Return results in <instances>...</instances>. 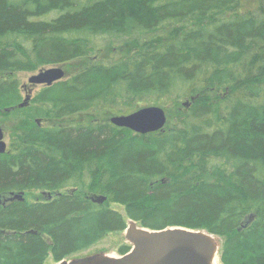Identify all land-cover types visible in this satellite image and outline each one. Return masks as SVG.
<instances>
[{
    "label": "trees",
    "instance_id": "16d2710c",
    "mask_svg": "<svg viewBox=\"0 0 264 264\" xmlns=\"http://www.w3.org/2000/svg\"><path fill=\"white\" fill-rule=\"evenodd\" d=\"M82 58L19 107L17 73ZM151 101L172 105L164 131L68 121ZM0 113L34 123L0 154V264L61 262L129 220L264 264V0H0ZM26 192L53 197L4 202Z\"/></svg>",
    "mask_w": 264,
    "mask_h": 264
},
{
    "label": "water",
    "instance_id": "95a60500",
    "mask_svg": "<svg viewBox=\"0 0 264 264\" xmlns=\"http://www.w3.org/2000/svg\"><path fill=\"white\" fill-rule=\"evenodd\" d=\"M62 67L42 69L28 80V95L19 106L26 107L31 100L35 86L51 87L66 78ZM188 104L186 103L185 106ZM110 122L118 127L128 129L136 134L147 135L164 131L168 123L165 110L153 106L142 108L129 115L114 116ZM40 125L41 121H37ZM8 145L0 125V154L7 152ZM56 195H61L57 193ZM51 199V193H43ZM25 201V193L11 194L4 202ZM92 201L103 205L108 199L104 196L93 197ZM131 244V250L120 257L97 255L93 257L66 261L60 264H215L220 260V244L217 238L206 231H195L182 227L164 230H150L139 227L136 221L130 220L125 233Z\"/></svg>",
    "mask_w": 264,
    "mask_h": 264
},
{
    "label": "rangeland",
    "instance_id": "374dc122",
    "mask_svg": "<svg viewBox=\"0 0 264 264\" xmlns=\"http://www.w3.org/2000/svg\"><path fill=\"white\" fill-rule=\"evenodd\" d=\"M103 58L106 59L107 57L105 54L100 53V54H98L96 59L97 60H103ZM87 62H88V59L82 58V59H77V60L71 61L69 63L62 64V65H55V66L52 65V66L43 67V69L44 68L48 69V68H52V67H56V66L62 67L66 71L67 76H69V75H73V74L81 71L86 66ZM37 72L38 71L27 72V73L26 72H20V73L16 74L17 78L19 79V81L21 83V86L23 87L24 99L28 95V90L32 87L28 83V80L31 76H33ZM41 89H42V86L35 87L33 96L36 95ZM153 106L163 108L165 110V112L167 113V117H168L169 122H170V119H169L170 115H171L170 118H172V120H174V118H175L174 113L170 114V112L172 111V105L169 103V101H162V102H152L151 101V102H147L146 104H144V106H140V107L146 108V107H153ZM4 115H5L4 113H0V124H1V127L4 131V134H5V141L7 142L8 147H9L12 132H14L16 130H21L26 125L33 126L34 123L32 121L26 122L23 119L17 120L15 118L5 117ZM114 116H117V115L113 114L110 110H105L102 112L92 111L90 113H84V114L76 115L71 120H68V121L87 123V122L95 120L98 122H103V121H107V120L110 121V119ZM65 192H66V190L62 191V193H65ZM41 197H42V193H40V192H26L25 193V199L27 201H30V202L38 201L41 199ZM109 206L112 209L119 211L125 215V209L122 205L109 203ZM139 227H142V226L139 224ZM125 233H126V231L110 233L104 239L98 241L97 243L93 244L92 246L88 247L87 249L72 255L71 257L66 259V261L78 260V259L93 257V256H97V255H106L109 257H120L121 256L120 252H119L120 248L123 245L130 246L129 241L126 239ZM220 245H221V243H220ZM45 264H60V262H55L50 255V257L47 259Z\"/></svg>",
    "mask_w": 264,
    "mask_h": 264
},
{
    "label": "bare ground",
    "instance_id": "6f19581e",
    "mask_svg": "<svg viewBox=\"0 0 264 264\" xmlns=\"http://www.w3.org/2000/svg\"><path fill=\"white\" fill-rule=\"evenodd\" d=\"M1 125V124H0ZM215 264H221L219 261H217Z\"/></svg>",
    "mask_w": 264,
    "mask_h": 264
}]
</instances>
